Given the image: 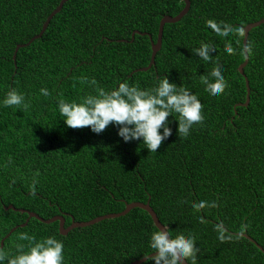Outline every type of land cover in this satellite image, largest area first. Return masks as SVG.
<instances>
[{
    "label": "trees",
    "instance_id": "16d2710c",
    "mask_svg": "<svg viewBox=\"0 0 264 264\" xmlns=\"http://www.w3.org/2000/svg\"><path fill=\"white\" fill-rule=\"evenodd\" d=\"M60 1L0 0V100L16 88L29 104L0 106V244L17 227L3 248L10 255L17 244L26 250L28 241L18 234L27 232L37 240H62L64 264H132L154 253L148 241L159 230L141 208L67 235L60 233L59 222L31 218L20 225L27 212L44 219L62 215L68 227L73 220L90 221L150 199L174 238L195 237L200 248L195 264H264V24L249 34L252 53L244 73L250 103L239 105L247 96L239 72L244 27L264 18V0H190L181 20L165 25L155 64L147 71L141 69L151 62L150 37L157 41L160 21L177 16L185 7L182 0H68L43 36L20 48L14 60L16 47L41 32ZM209 22L242 29L243 35L234 31L225 41ZM204 44L216 47L214 60L228 81L215 99L201 81L216 64L205 65L191 52ZM229 44L233 54L225 51ZM160 76L200 96L205 123L180 140L169 116L173 134L156 152L137 140L124 142L112 124L96 134L87 126H67L59 114L61 98L95 92L82 77H94L108 90L124 80L151 88ZM200 201L206 205L197 211L193 205ZM11 205L15 210L6 209ZM242 226L255 242L241 234ZM221 228L230 238L218 239Z\"/></svg>",
    "mask_w": 264,
    "mask_h": 264
},
{
    "label": "clouds",
    "instance_id": "9594fccd",
    "mask_svg": "<svg viewBox=\"0 0 264 264\" xmlns=\"http://www.w3.org/2000/svg\"><path fill=\"white\" fill-rule=\"evenodd\" d=\"M208 28L215 35L225 41L233 36L234 31L243 35L242 29H233L227 24L209 22ZM225 51L233 54L231 44ZM205 65L216 64L213 72L202 78L206 91L214 99L225 93L228 81L225 78V69L219 64L217 49L210 44L191 49ZM247 53L251 55L249 47ZM243 55V49H241ZM95 87L94 93L81 96L79 99L66 100L61 98L57 107L64 123L71 128L89 127L93 133H101L110 124L117 127V135L124 142L133 140L140 141L149 152H156L162 141L173 134L170 126L176 123V132L180 140L190 137L192 131L205 123L204 104L200 103V96L193 95L191 90L183 85L170 82L167 76H160L151 88H141L137 84H130L127 80L118 82V86L106 90L97 85L96 79L81 78ZM40 92L47 96V88H41ZM0 106H20L24 109L29 107L25 96L16 88H11L0 100ZM163 129L161 132L160 129ZM206 205L205 201L194 204L199 211ZM214 202H213V205ZM243 226L241 234H243ZM218 239L224 241L226 237L223 229H218ZM20 240L28 241L25 245H16V254L10 255L8 251L0 247V264H64V243L54 236L43 237L39 240L27 232L18 234ZM149 247L156 255L150 257V264H184L187 260L195 264L200 248L196 246V239L192 235H180L173 237L168 226L163 225L159 230L150 234Z\"/></svg>",
    "mask_w": 264,
    "mask_h": 264
},
{
    "label": "water",
    "instance_id": "95a60500",
    "mask_svg": "<svg viewBox=\"0 0 264 264\" xmlns=\"http://www.w3.org/2000/svg\"><path fill=\"white\" fill-rule=\"evenodd\" d=\"M68 0H61L60 1V4L58 5V7L53 10L51 12V14L47 17L46 21L44 22L43 24V27H42V30L41 32L34 36L33 38H31V40L26 43V44H19L17 47H16V50H15V53H14V56H13V59L16 60V56H17V53L19 51L20 48H23L25 46H28L30 45L34 40L36 39H39L43 36V34L45 33L46 29L48 28L51 20L62 10L64 4L67 2ZM184 3H185V7L183 8V10L177 15V16H169V15H166L162 18V20L160 21V25H159V32H158V38H157V41L154 42L153 39L150 37L151 39V44H152V57H151V62L149 64L148 67L144 68V69H141V70H144V71H147L149 70L154 64H155V57H156V54L158 53V51L160 50L161 46H162V40H163V32H164V27L167 23H177L179 22L187 13L188 11L190 10V7H191V1L190 0H182ZM264 24V18L259 20V21H256V22H252L248 25H246L244 27V39H243V44H244V52H245V61L239 66V72L244 76L245 78V82H246V87H247V96H246V102L244 104H239L240 106H248L249 103H250V93H251V88H250V83H249V79L247 78V76L245 75L244 73V69L245 67L248 65V62H249V54L247 53V49H248V38H249V34L250 32L260 26ZM135 33H140V32H134L132 34V36L134 37ZM135 208H141L145 211H147L150 216L152 217L153 221H154V224L155 226L159 229V227H163V224L161 223V221L159 220L157 214L155 213L154 209L151 207L150 205V199L144 203V202H132V203H127L126 205V208L122 211V212H119V213H111V214H106V215H103V216H100V217H97V218H94L90 221H84V222H76L73 220L72 224L68 227H65V218L62 216V215H57V216H54L50 219H44L42 218L40 215H38L37 213L35 212H27L26 210H23V209H20L21 212H27L29 214V218L27 219L26 223L20 225V226H26L28 221L31 219V218H37L38 220L44 222V223H47V224H50V223H54V222H59V230H60V233L63 234V235H67L71 230L75 229V228H79V227H88V226H91V225H94L100 221H103V220H106V219H113V218H118V217H121V216H125L126 214H128L131 210L135 209ZM6 209H14V206H8L6 207ZM17 229V227H14L1 241V244H0V247L3 248L4 246V242L5 240ZM245 237L249 238L250 240L251 237H249L247 234H243ZM253 242H255L254 240H252ZM261 248V247H260ZM262 249V248H261ZM263 250V249H262ZM264 251V250H263ZM156 253H152L140 260H135L132 264H142L144 262H146L150 257L152 256H155ZM184 264H189L187 262V260L184 261Z\"/></svg>",
    "mask_w": 264,
    "mask_h": 264
}]
</instances>
